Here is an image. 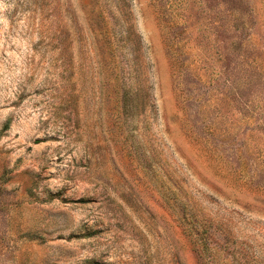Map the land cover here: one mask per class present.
<instances>
[{
  "label": "rangeland",
  "instance_id": "374dc122",
  "mask_svg": "<svg viewBox=\"0 0 264 264\" xmlns=\"http://www.w3.org/2000/svg\"><path fill=\"white\" fill-rule=\"evenodd\" d=\"M0 264H264V0H0Z\"/></svg>",
  "mask_w": 264,
  "mask_h": 264
}]
</instances>
